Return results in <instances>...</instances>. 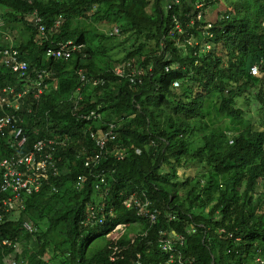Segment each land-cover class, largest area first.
Returning a JSON list of instances; mask_svg holds the SVG:
<instances>
[{
  "label": "trees",
  "instance_id": "obj_1",
  "mask_svg": "<svg viewBox=\"0 0 264 264\" xmlns=\"http://www.w3.org/2000/svg\"><path fill=\"white\" fill-rule=\"evenodd\" d=\"M168 1L0 0L2 27L20 26L13 47L30 75L41 68L51 73L49 90L28 100V127L40 137L67 136L53 152L60 172L52 170L37 191L21 200L0 188V264H165L162 231L184 236V264H264V0H232L214 11L211 27L196 24L198 44L187 53L165 36ZM103 22L116 24L119 36L93 30ZM117 37L112 45L125 49L122 58L106 51ZM69 40L82 45L69 59L45 56ZM119 63L125 73L136 68V83L114 75ZM80 72L103 82L81 89L76 112H101L93 122L77 118L68 101L81 85ZM16 79L0 72V85ZM248 107L260 113L255 126ZM223 118L231 126L217 123ZM107 122L115 124L116 142L86 166L97 150L89 132ZM192 166L202 170L179 179ZM101 170L106 184L99 183ZM141 190L157 208L155 223L122 203ZM92 206L98 218L103 207V223L87 219ZM117 224L125 227L113 235Z\"/></svg>",
  "mask_w": 264,
  "mask_h": 264
},
{
  "label": "built area",
  "instance_id": "obj_2",
  "mask_svg": "<svg viewBox=\"0 0 264 264\" xmlns=\"http://www.w3.org/2000/svg\"><path fill=\"white\" fill-rule=\"evenodd\" d=\"M212 3V1L205 0H170L165 4L166 11H170V22L165 36L173 40V45L178 51L187 53L193 44H198V41L192 36L197 23L200 24L198 28L205 22H207V27H211V18L206 16L207 9ZM33 16L40 32L43 33L45 27L41 23V18L36 13ZM55 24L57 25L58 21ZM118 33V26H113L108 32L109 35H117ZM8 44L0 49V72L16 74L17 79L13 85L12 83L0 85V135L5 136L4 150H0V188L2 190H10L14 196L22 200L37 191L52 170L54 173L60 172V167L56 166L57 157H55L53 152L57 146L66 145L67 136L66 138L44 137L31 140L28 130L20 125L19 121H23V119L18 121V116L15 112L29 96L36 100L45 89L49 88L51 73L45 68H41L35 70L33 76L30 75L27 61L20 57L19 51L13 47L12 42ZM81 47V44H75L72 40H69L59 47L52 46L47 48L45 56L55 60L69 59L73 52ZM205 48L207 50L210 46L206 44ZM177 66L172 64L170 67L176 68ZM250 72L257 74V66L253 65L250 68ZM113 73L122 78L126 76L133 84L137 82L135 77L136 68H131L128 73H125L124 65L117 64L113 67ZM138 73H140L139 69ZM80 81V87L68 100L73 102V113L77 117L86 120L101 117L93 109L79 113L76 110L78 109V103L82 99L80 90L85 83L91 82L97 85L99 83L102 84V80L80 72ZM173 86L178 87L179 81L175 80ZM28 111H31V107L28 108ZM103 125V128H97L95 131L89 132V137L97 147V150H94L93 159L85 161L86 166H89L91 162L93 164L100 162L102 152L107 144L116 142L115 124L107 122ZM33 131L37 135V129ZM115 152L119 157L124 155L117 149ZM135 152L140 153V150L136 149ZM98 176L99 183H107L103 170L98 173ZM83 179V175L77 177L75 182L77 187L80 186ZM96 187H98V184ZM122 203L126 208H133L139 218L151 224L156 222L158 217L157 208L151 205L145 190H141L140 194H137L136 191L130 193L122 200ZM100 210H102V207ZM96 211L95 207H90L87 219L97 220L99 223L103 222L102 216L98 218ZM1 217L0 214V219ZM169 218L172 219L173 216L170 215ZM24 225L31 229L28 223H24ZM183 237L182 235H168L166 231L160 233L158 245L168 255V260L165 264H184L179 250V246L183 243Z\"/></svg>",
  "mask_w": 264,
  "mask_h": 264
},
{
  "label": "rangeland",
  "instance_id": "obj_3",
  "mask_svg": "<svg viewBox=\"0 0 264 264\" xmlns=\"http://www.w3.org/2000/svg\"><path fill=\"white\" fill-rule=\"evenodd\" d=\"M232 2V0H218L217 3H213L212 5H210V7L207 9V18H212L211 14L216 10H222L223 8L228 7V5ZM85 23H88L87 21H85ZM113 26H117L116 24H112V23H98V24H94L93 25V30L94 31H101L103 33L108 32ZM6 30V34L5 33H1L0 32V44L3 43L4 41H12L15 44H19L20 38L19 36L21 35L20 32V26H18V28L15 29H10ZM7 36V37H6ZM119 36V34L117 35ZM24 37V36H23ZM111 39H109V42H106V51L109 53V55H111L113 58H122V56L125 54V49L122 48L121 46H114L112 44H118V37L115 38L114 40H111L112 42H110ZM116 42V43H115ZM120 64V63H119ZM117 65V64H115ZM250 110V114L251 115H246L248 118H250V122L253 123V125H256V122L258 121L259 118V114L254 113L255 107H248L247 110ZM218 124H225L228 126H231V124L228 122V120L226 118L221 119L220 121H217ZM202 169L196 167V166H192L189 167L187 169H183L180 170L179 173V179L185 176H194L195 174H197L198 172H200ZM217 179L216 180H221L218 176H216ZM227 181V180H226ZM259 188V187H258ZM123 228V226H121ZM121 228L118 232H121Z\"/></svg>",
  "mask_w": 264,
  "mask_h": 264
},
{
  "label": "clouds",
  "instance_id": "obj_4",
  "mask_svg": "<svg viewBox=\"0 0 264 264\" xmlns=\"http://www.w3.org/2000/svg\"><path fill=\"white\" fill-rule=\"evenodd\" d=\"M37 24V23H36ZM44 25V24H43ZM2 26H4V20L2 19V17H1V15H0V32L2 33H5L6 34V30L8 31L9 29H7L6 27L4 28V27H2ZM39 29V28H38ZM109 32V31H108ZM7 35V34H6ZM7 37V36H6ZM9 42H12L11 40L10 41H4L3 43H1V44H6V43H9ZM12 44L13 45H15V43H13L12 42ZM7 45V44H6ZM2 48V47H1ZM0 48V49H1ZM2 73V72H1ZM7 73V72H6ZM9 73V72H8ZM49 82L51 83V76H50V78H49ZM14 84V83H13ZM50 85V84H49ZM49 88H50V86H49ZM49 88H47V89H45L41 94H40V96L43 94V93H45V92H47L48 90H49ZM76 92V91H75ZM74 92V93H75ZM80 93H81V90H80ZM82 95V94H81ZM31 99V101H33V100H35V99H32V97L31 96H29L27 99H25V101H23L22 103H21V105H20V107H19V109L15 112V114L18 116L17 118H18V121L20 120V119H23V121H19V123H20V125H22V126H24V128H26L28 131H33V130H35V129H37V135H35V133H34V131H33V135L34 136H37L36 138H44L45 136H42V137H40L39 136V133H38V131H39V129L37 128V127H35V128H33V127H28V123H27V118L25 117V115L26 114H28V113H30V114H32V111H33V107H31L30 106V104L32 103V102H28V100H30ZM37 100V99H36ZM82 100V99H81ZM80 100V101H81ZM70 102V101H69ZM29 107H31V111H28V108ZM78 108H79V105H78ZM93 109V108H92ZM90 110V109H89ZM89 110H87V111H89ZM93 110H95V109H93ZM86 110L85 111H83V112H87ZM99 114H100V116H101V112H99V111H97ZM77 117V116H76ZM78 118V117H77ZM79 119H83V118H81V117H79ZM83 120H86V119H83ZM86 121H90V122H93V121H96V119H90V120H86ZM27 124V125H26ZM36 138H34V139H36ZM31 139V138H30ZM34 139H31V140H34ZM4 142H5V136H1L0 135V143H3V145H4ZM102 207V206H101ZM100 207V208H101ZM100 208H99V211H100V216H102V219H103V222H104V218H103V215H102V213L104 212V209H103V207H102V210H100ZM111 212V211H110ZM103 222H101V223H103ZM101 223H97V224H101ZM121 226H123V228L121 227ZM124 227H125V225L124 224H117L116 226H115V229H114V233H113V235H118L120 232H118L119 230H120V228L122 229L121 231H123V229H124ZM189 229L190 230H192V231H194V225L192 224L190 227H189ZM170 235V234H169ZM171 235H173V236H175L176 235V233L175 232H171Z\"/></svg>",
  "mask_w": 264,
  "mask_h": 264
}]
</instances>
